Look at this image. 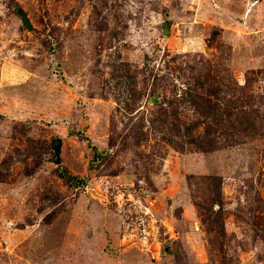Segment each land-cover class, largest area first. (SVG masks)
<instances>
[{"label":"rangeland","instance_id":"1","mask_svg":"<svg viewBox=\"0 0 264 264\" xmlns=\"http://www.w3.org/2000/svg\"><path fill=\"white\" fill-rule=\"evenodd\" d=\"M0 114V264H264V0H0Z\"/></svg>","mask_w":264,"mask_h":264},{"label":"trees","instance_id":"2","mask_svg":"<svg viewBox=\"0 0 264 264\" xmlns=\"http://www.w3.org/2000/svg\"><path fill=\"white\" fill-rule=\"evenodd\" d=\"M0 116L2 115L0 114ZM59 175L64 178L68 182V184L71 185H79V183L81 184V182H83L76 175H73L68 170H64L63 172L59 173Z\"/></svg>","mask_w":264,"mask_h":264},{"label":"water","instance_id":"3","mask_svg":"<svg viewBox=\"0 0 264 264\" xmlns=\"http://www.w3.org/2000/svg\"><path fill=\"white\" fill-rule=\"evenodd\" d=\"M24 19H25L27 25L29 26L30 25V22H29L28 18L25 17ZM54 151L57 154L56 163L58 165H61V163H62V158H61V153H62V139L55 140V142H54Z\"/></svg>","mask_w":264,"mask_h":264}]
</instances>
